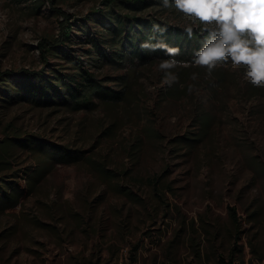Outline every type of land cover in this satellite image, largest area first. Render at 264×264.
Returning a JSON list of instances; mask_svg holds the SVG:
<instances>
[{
  "label": "rangeland",
  "instance_id": "1",
  "mask_svg": "<svg viewBox=\"0 0 264 264\" xmlns=\"http://www.w3.org/2000/svg\"><path fill=\"white\" fill-rule=\"evenodd\" d=\"M99 2L54 0L78 19L63 50H83L81 33H100L97 13L84 17ZM139 14L203 27L161 0ZM58 19L48 0H0V70L38 71L37 41L57 32ZM62 55L41 74L67 67ZM162 59L104 64L97 72L122 97L79 109L14 99L15 76L0 79V161L9 162L0 189H23L0 210V264H221L233 243L229 206L240 220L234 263L264 264V87L243 81L244 66L208 75L190 61L169 87ZM27 133L84 158L59 163L21 149L13 137Z\"/></svg>",
  "mask_w": 264,
  "mask_h": 264
},
{
  "label": "trees",
  "instance_id": "2",
  "mask_svg": "<svg viewBox=\"0 0 264 264\" xmlns=\"http://www.w3.org/2000/svg\"><path fill=\"white\" fill-rule=\"evenodd\" d=\"M48 2L49 7L58 14L60 19L57 21L58 30L55 34L50 37L42 36L37 41L36 46L42 61L39 70L28 68L0 70V79L7 76L16 78L11 91L14 99L27 100L35 105H55L68 109H79L94 105L96 98L118 100L122 97L121 90L110 86L107 83L108 78L97 72L104 64L123 67L151 62L156 58L169 59L170 57L162 50L150 51L140 47L141 42L147 41L151 35H155L157 40L163 39L170 46L179 47L181 51L178 56L174 57L176 60L192 62L195 52L203 46L208 36V33L202 30V26L193 27L192 36L189 37L184 31L185 27L172 26L156 17L152 19L139 14L149 5L150 0H100L101 7L84 15V17H89L93 12L97 13L99 17L95 20L101 24L100 33L96 35L97 32L92 30L81 33L79 40L81 38L80 42L85 43L87 47L83 50L75 48L65 51L62 46L71 47L70 32L78 19L56 6L54 0H48ZM154 25H159L166 31L162 35L154 33L152 31ZM59 52L63 54L62 57L67 67L52 65L50 74L42 75L41 70L50 64V56L55 57ZM20 80H27V82L24 84ZM34 136V134L27 133L23 136L16 135L13 139L21 149L41 150L55 162L70 163L84 158L82 152L44 142ZM0 164H3L0 166L2 170L5 169L4 166L9 165V162L2 160ZM97 169L104 177H111L106 168L97 167ZM32 170L36 171L37 168ZM40 174L34 178H39ZM157 184L162 185L163 183ZM118 190L121 188L119 187ZM22 193L23 189L18 185L9 186L8 190L0 189V210L16 206ZM228 214L234 226L233 243L227 255H218L221 264H235L234 255L240 249L238 246L240 220L233 206L228 207ZM254 252L258 253L257 250ZM258 258L264 259V255H258Z\"/></svg>",
  "mask_w": 264,
  "mask_h": 264
},
{
  "label": "clouds",
  "instance_id": "3",
  "mask_svg": "<svg viewBox=\"0 0 264 264\" xmlns=\"http://www.w3.org/2000/svg\"><path fill=\"white\" fill-rule=\"evenodd\" d=\"M161 6L190 17L194 25L199 21L208 33L203 46L195 52L193 66L206 69L208 75L218 67H229V62L232 69L244 66L243 81L264 87V0H161ZM152 31L162 35L166 29L154 25ZM184 31L191 37L193 26H186ZM140 47L162 50L170 57L158 65L164 73L162 83L169 87L179 80L174 70L189 66L174 58L180 54L179 47L157 40L155 35L141 42ZM192 79H197V74Z\"/></svg>",
  "mask_w": 264,
  "mask_h": 264
}]
</instances>
